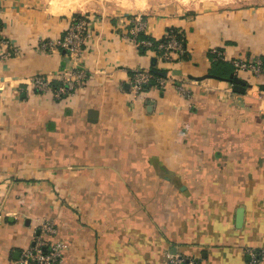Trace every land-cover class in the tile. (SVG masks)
<instances>
[{"label": "crops", "instance_id": "1", "mask_svg": "<svg viewBox=\"0 0 264 264\" xmlns=\"http://www.w3.org/2000/svg\"><path fill=\"white\" fill-rule=\"evenodd\" d=\"M50 3L0 0V264H18L48 219L69 244L60 264H163L168 251L246 264L264 249V74L238 71L245 92L190 75L228 77L232 58L264 57V5L139 12L151 37L169 26L184 37L170 62L132 40L136 11L55 14ZM81 15L93 35L79 62L42 47ZM216 47L227 62H213ZM154 57L169 81L133 94L132 71ZM76 67L88 76L64 98L32 83Z\"/></svg>", "mask_w": 264, "mask_h": 264}, {"label": "built area", "instance_id": "2", "mask_svg": "<svg viewBox=\"0 0 264 264\" xmlns=\"http://www.w3.org/2000/svg\"><path fill=\"white\" fill-rule=\"evenodd\" d=\"M134 23L131 29V38L138 45L144 43L150 46V49L156 52L158 56L166 61H174L185 54V45L183 37L178 29L170 27L163 35V39L154 47L151 39H140L138 33L145 31L147 21L142 13H135L132 18ZM3 23L0 18V42L8 44L10 40L2 35ZM93 35L92 23L87 15H81L73 20L64 33L56 39H44L42 47L49 50H61L69 53L75 62H79L83 57L87 41ZM14 48L12 53L16 52ZM215 59H226L222 49L213 48ZM234 65V73L238 74L240 70H247L253 74H264V60L261 56L240 58L234 57L230 60ZM88 72L85 68L76 67L68 73H64L61 84L54 85L53 81L57 78H51L44 74H35L32 77V83L40 91H50L57 98H64L71 92L76 91L84 85ZM155 78L156 85L164 86L170 78L165 75L155 76L151 68H138L134 70L131 79V92L137 94L144 90L151 80ZM184 94H189L185 85H179ZM40 231L37 234L34 243L26 248L20 258L22 264H60L63 260L64 252L68 248V242L64 239H56L52 236L57 232V227L52 220H44L40 225ZM250 258L246 264H261L264 258V249H249ZM163 264H199L191 256L168 251Z\"/></svg>", "mask_w": 264, "mask_h": 264}, {"label": "rangeland", "instance_id": "3", "mask_svg": "<svg viewBox=\"0 0 264 264\" xmlns=\"http://www.w3.org/2000/svg\"><path fill=\"white\" fill-rule=\"evenodd\" d=\"M50 1L59 6L58 12H54L55 14L82 11L99 13L136 11L167 17L210 7L264 5V0H39L41 7L48 13H53L50 11ZM62 1L72 4V6L65 7Z\"/></svg>", "mask_w": 264, "mask_h": 264}, {"label": "trees", "instance_id": "4", "mask_svg": "<svg viewBox=\"0 0 264 264\" xmlns=\"http://www.w3.org/2000/svg\"><path fill=\"white\" fill-rule=\"evenodd\" d=\"M170 27H174L175 29H177V27H175V26H169L168 28H170ZM182 37H183V36H182ZM138 38H140V39H151L152 42H153V44H154V47H156L157 43L163 39V36H162L161 38H159V39H156V38L151 37L150 35L146 34L145 31H141L140 33H138ZM184 40H185V39H184V37H183V42H184V45H185V41H184ZM147 48H150V46H149V45H146V44H144V43H141V44L139 45V49H140L141 51H146ZM219 49H220V48H219ZM212 56H213V59H214L213 62H216V64H217V63L219 64V63L227 62V60H225V59H215V58H214V57H215V54H214L213 52H212ZM262 58H263V60H264V57H262ZM229 63L232 65V71H231V73H234V65L232 64V62H229ZM151 70H152V72L154 73L155 76L161 75V74L158 73V70H160V69L157 68V66L153 65V66L151 67ZM133 73H134V70L132 71V74H133ZM231 73H230V74H231ZM155 82H156V81H155V78H153V79L151 80V83H150V84H153V83H155ZM53 83H54V85H58V84H61L62 81L54 80ZM150 84H148V85H150ZM261 87L264 88V84H262ZM37 89H38V88H37ZM38 90H39V89H38Z\"/></svg>", "mask_w": 264, "mask_h": 264}, {"label": "water", "instance_id": "5", "mask_svg": "<svg viewBox=\"0 0 264 264\" xmlns=\"http://www.w3.org/2000/svg\"><path fill=\"white\" fill-rule=\"evenodd\" d=\"M156 57H154L153 59V64L155 65L156 64ZM166 70H158V73L159 74H166ZM192 78L194 79H197V80H202V79H205V78H209V77H214V78H218V79H224V80H229V81H232L234 82V88L235 90L239 91V92H245L246 90V87L248 85L247 81L240 77L239 75L235 74V73H231L228 77H223L221 75H218L216 73H206V74H203V75H190ZM18 259H20V256L18 257ZM18 264H22L20 261Z\"/></svg>", "mask_w": 264, "mask_h": 264}, {"label": "bare ground", "instance_id": "6", "mask_svg": "<svg viewBox=\"0 0 264 264\" xmlns=\"http://www.w3.org/2000/svg\"><path fill=\"white\" fill-rule=\"evenodd\" d=\"M222 1H223V0H222ZM222 1H221V2H222ZM185 2H187V1H185ZM189 2H190V1H189ZM193 2H194V1H193ZM198 6H199V4H198Z\"/></svg>", "mask_w": 264, "mask_h": 264}]
</instances>
